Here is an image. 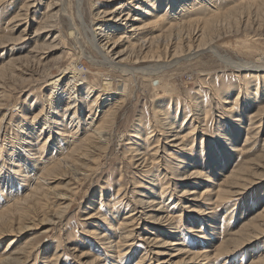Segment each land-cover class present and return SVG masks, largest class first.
Instances as JSON below:
<instances>
[{"label": "rangeland", "instance_id": "374dc122", "mask_svg": "<svg viewBox=\"0 0 264 264\" xmlns=\"http://www.w3.org/2000/svg\"><path fill=\"white\" fill-rule=\"evenodd\" d=\"M83 1V13L99 46L106 45L105 51L115 63L142 68L171 61V66L152 77L150 73L133 76L99 64L102 60L88 36L70 29L69 16L76 15L77 0H0V215L6 206L26 197L38 181L49 186L58 198L73 197L66 201L53 195L42 200L24 223L17 222L15 213H11V218L1 217L0 231L5 233L0 237V260L20 255V264H55L51 261L56 258L53 254H57L61 257L57 264H79V256L86 250L91 256L106 258V264H137L144 255L148 256L146 264H158L157 260L177 261L179 256L156 255L166 249L171 255L177 254L175 248L160 249L161 244L157 243L166 238L172 245L181 237V247L194 254L232 251L218 257L215 264H256L264 257V235L259 234L237 249L236 244L254 233L246 226L264 221V112L260 113L264 111V73L240 71L229 61L259 64L264 60V0H135L129 5V20L117 22L123 31H130L136 16L144 22L157 21L164 14L168 18L154 30L132 36L130 41L125 37L119 40L123 31L107 28L111 25L107 14L123 0ZM143 8L152 15L143 14ZM50 13L55 15L54 24L40 30ZM24 31L33 35L16 40ZM175 59L179 61L174 63ZM73 66L95 91L90 95L81 91L80 85L76 98L70 99L64 93L60 100L59 94L68 90L66 80L55 89L52 82ZM104 78L112 83L111 91L102 87ZM122 82L127 83L129 91L120 98L117 93ZM98 93L101 97L93 103ZM51 94L53 107L50 105L49 110L46 100ZM253 99L259 100L255 103ZM158 104L163 105V113L175 128L174 133L165 132L167 140V126L162 127L166 121L157 122L155 116ZM44 106L48 109L46 115L34 120ZM111 108L116 119L114 126L106 129L107 135L104 133L105 138H110L107 144L88 149L84 143L88 156L80 152L54 168L76 143L95 131L105 118V111ZM75 112L77 118L72 123ZM191 122L196 123L197 131L187 139V152L177 145L174 136L177 131L181 136L187 135ZM229 133L232 146L225 140ZM78 136L74 144L72 141ZM159 139V156L151 167L149 162H153L155 151L152 148L158 146ZM136 149L143 152V159L145 156L149 160L147 164L137 160L140 157L133 159ZM257 165L263 168L257 169ZM196 166L206 176L212 175L213 182L207 181V177H195ZM48 168H52L51 172L44 176ZM176 169L180 177L172 175ZM155 175H159V181ZM164 183L169 194L161 200ZM235 183L246 186L239 190ZM120 188L122 194L118 193ZM207 189L212 191V202L219 191L238 193L223 203L207 205L201 197ZM117 196L119 214L114 219L108 203ZM150 198L156 199L150 207L137 204L139 199ZM161 202L167 205L166 214L175 218L176 229L167 218L164 222L148 219L150 215L158 220L163 216L154 211L162 207ZM66 206L70 207L63 218L54 219V213ZM128 216L136 218L128 228L134 231L131 241L135 245L125 260L113 263L115 250L108 252L98 237L87 230L108 229L112 240L118 242L127 232L118 229L119 223ZM106 218L109 226L117 229L115 236L107 228ZM42 219L47 223L43 224ZM200 231L205 238H201ZM156 237L158 241L154 243ZM204 262L200 258L195 263L181 264ZM98 263L104 262L93 264Z\"/></svg>", "mask_w": 264, "mask_h": 264}, {"label": "bare ground", "instance_id": "6f19581e", "mask_svg": "<svg viewBox=\"0 0 264 264\" xmlns=\"http://www.w3.org/2000/svg\"><path fill=\"white\" fill-rule=\"evenodd\" d=\"M36 1V0H35ZM78 1V3H77V13H76V15L74 16V15H71V16H69V19H70V21H71V28L70 29H72L73 28V30L74 31H77V32H79L80 31V33H82V32H84L85 33V35H87L88 37V41L90 42V44L92 45V47H94L93 49H95V51L97 52V54H98V57H99V59H101L102 61L100 62L99 61V64L100 63H102V64H105V65H109L110 67H111V69H113L114 71L115 70H119V71H121V73L122 72H125V73H128L129 75H133V74H135V73H142L143 74V76L145 75V74H147V73H150V75L153 77L154 75L155 76H157V74L158 73H160L161 74V71H163V70H166L167 68H169L170 66H171V61H170V64H168V63H160V64H150V65H146V67H135V66H132V67H127V65H124L123 63H121V62H116L115 63V61H113L112 59H110L109 57V55H108V53L105 51V46L106 45H103V48H102V46L100 47L99 46V44H98V41H97V35H96V33H94L93 32V30H91V26H89V23H88V21H87V19H86V17H85V15H84V1L83 0H77ZM124 2H122V3H120V5L115 9V11H112V12H110V13H108L107 15H109L110 16V18H109V20H110V22H111V25L110 26H108L107 28H110V29H108V30H111L112 32H117L118 30H120V31H123L122 29H120L119 28V24L117 23L118 21H121V20H123L124 19V22L125 21H128L129 20V16H130V11H131V9H130V7H129V5L130 4H132L133 2L135 3V0H123ZM130 1V2H129ZM149 1V0H148ZM51 2V1H50ZM129 2V3H128ZM147 2V1H146ZM52 3V2H51ZM50 3V4H51ZM54 3V2H53ZM63 3H65V1H63ZM76 3V2H75ZM126 3H128V4H126ZM58 4V3H57ZM54 5L55 4H53V5H51V6H49L50 7V9H52L53 7H54ZM70 6V5H69ZM171 6V5H170ZM169 6V7H170ZM29 6L27 5V7H26V9L28 8ZM75 8V7H74ZM140 8V7H139ZM172 8V7H171ZM48 10H50L49 8H47ZM65 9V8H64ZM182 10V9H181ZM142 11H144L143 12V14H146V15H152V14H149V11L146 9V8H143V10ZM49 13V12H48ZM56 13H58V12H56ZM183 13V12H182ZM51 14V13H50ZM60 14V13H59ZM68 14V13H67ZM69 14H71V11H70V13ZM54 15V13L53 14H51V17L48 19V20H45L44 21V23H43V25H42V27L40 28V30L42 29V28H51V26L54 24V20H55V15ZM62 15V14H61ZM63 15L65 16L66 14H65V10H63ZM18 16L19 17H21L22 15L21 14H18ZM167 16L164 14V15H162L161 16V18H159L157 21H146V22H144L142 19H140L139 18V16H136L132 21H131V23H130V21H129V23H130V26H129V28H130V31L129 32H127V31H123V33H122V35L119 37V40L122 38V37H125V39L127 40V41H130V39L132 38V36H136V37H139V35L141 34V33H143V32H145V30H154L156 27H159V26H161L162 24H160L161 22H163V21H166L167 20ZM178 18V17H177ZM59 19V18H58ZM21 20V19H20ZM177 20V19H176ZM60 21V20H59ZM62 22V21H61ZM144 22V23H143ZM50 23H53L52 25H50ZM206 23H207V21H206ZM68 25V24H67ZM17 26V25H16ZM55 26V25H54ZM175 26V24L173 25V26H171L170 27V29H173V27ZM180 27V26H179ZM25 31H26V29H25ZM23 32L22 34H21V36L18 38V39H16V40H23L24 38H28V37H30V32ZM150 31V32H151ZM38 33L39 32H37V35H38ZM72 33V32H71ZM74 33V32H73ZM78 34V33H77ZM31 35H33V34H31ZM35 35V34H34ZM78 36H80V35H78ZM77 36V37H78ZM73 37V36H72ZM106 38H109V36H107ZM75 39H77V38H75ZM79 40V39H78ZM112 40V39H111ZM85 41H86V39H85ZM117 41V40H116ZM115 42V41H114ZM112 43V44H114V45H116L115 43ZM22 43V42H21ZM77 43V42H76ZM87 43V42H86ZM88 44V43H87ZM102 45V44H101ZM80 46H82V45H80ZM91 47V46H90ZM115 47V46H114ZM213 50V49H212ZM94 51V52H95ZM215 55H217L218 56V54L214 51L213 52ZM84 54V53H83ZM96 54V53H95ZM86 55V54H85ZM89 55V54H88ZM87 55V56H88ZM86 56V57H87ZM90 59L92 58L91 56L89 57ZM92 61L96 64V62L97 61H95L93 58H92ZM177 61H179V60H174V63H176ZM261 61V60H260ZM260 61H258V62H260ZM226 62V61H225ZM173 63V62H172ZM173 63V64H174ZM229 63L231 64V66L232 67H235L236 69H238V70H240V71H242V70H253V71H255L256 73H264V60H262L259 64H257V63H255V62H239V63H234V62H231V61H229ZM96 65H98V64H96ZM6 68V67H5ZM8 68V67H7ZM252 71V72H253ZM23 74V73H22ZM128 75V76H129ZM2 76H3V74H2ZM134 76V75H133ZM146 76V75H145ZM81 74H79V71L77 70V67L76 66H73V67H71V68H69V69H65V70H63L62 72H61V74H60V76L58 77V79L57 80H55V82H52V85H53V89H55V86H58V85H60L61 83H63L65 80H66V84H65V87H67V89L68 90H65V91H62L60 94L57 92V93H55L56 95H58L59 94V96H58V99L60 98V100L64 97L63 96V94L64 93H68V95H69V98L71 99V98H76V96H78V95H76V93H77V87L78 86H80L81 85V91H83V90H85L87 93H89L90 95L95 91V89H92L90 86H87L86 85V82L84 81V80H82L81 79ZM105 79V78H104ZM105 81V83H103V88H104V90H107V92L108 91H111V82L109 81V80H107V79H105L104 80ZM81 83V84H80ZM158 83V82H157ZM52 89V90H53ZM120 90V92L119 93H117L118 91ZM54 92H55V90H53ZM60 91V90H59ZM118 91L116 92L117 93V95L120 97V98H122V97H124V95H126V94H128V91H129V88L127 87V83H124V82H122V84L118 87ZM97 92H99V90L97 91ZM106 92V91H105ZM53 93V92H52ZM117 95H115V96H117ZM96 98L93 100V103H97V100L99 99V97H101L100 96V93H98V95H96L95 96ZM237 97H239V95L237 96ZM237 97H236V99H237ZM51 100H53V94H51V95H49L48 96V100H46V103L48 104V106H49V110H51L50 108L51 107H53V104H52V102H50ZM114 100H116V99H114ZM258 100L259 99H253V101H255V103H257L258 102ZM74 102L76 101L75 99L73 100ZM73 102V103H74ZM115 103V102H114ZM47 104H45V105H47ZM50 105H52L51 107H50ZM159 105V104H158ZM156 106L157 107V110L155 111V116H156V118H157V122H165L166 121V123L165 124H163V126L162 127H164V126H167L166 127V129L165 130H168V131H164V134H165V140H167L168 138L166 137V135H167V133H165V132H173L174 133V127H173V124H171L170 122H169V120H168V116L165 114V113H163L164 112V108H163V105L161 104V105H159V106ZM173 105V104H172ZM233 105H236V103H233ZM75 106H77V105H75ZM70 107V106H69ZM160 107H161V109H160ZM201 107V106H200ZM234 107V106H233ZM232 107V109H231V111L234 109ZM170 108H171V106H170ZM68 109V108H67ZM48 109H46V107L44 106V108H43V110H41L40 112H39V114H37L33 119L34 120H37V118H40V116H41V118H42V116H44V115H46L45 114V111H47ZM70 110V109H69ZM66 111V110H65ZM77 111V110H76ZM198 112V111H197ZM264 111L262 110L260 113H263ZM115 110L113 109V108H111V109H109V110H107V111H105V113H104V119H103V121H102V123L100 124V125H96L97 126V128L95 129V131L91 134V133H89V136L87 137H85L82 141L83 142H80L78 145H76L77 143L75 142L76 141V139H78L79 138V136L78 137H76L75 139H73V143L75 144V146H74V148L73 149H71L70 151H68V153H66V155L65 156H63L57 163H55V167L54 168H56V167H61L62 165H63V162H64V164H66V161L67 160H69V159H71V158H73V157H75V155H79V153L81 152L82 153V155H84V156H88V151H86L87 153H85V149L87 148V147H85L84 148V143L86 144V146H88V149H90L91 147L92 148H95V147H97V145L98 144H107V142L110 140V138H105V136H104V133H105V131H106V129H107V131L110 129V127H113L114 125V122H115V119H116V117H115ZM76 112L74 113V115L73 116H71L72 117V123L74 122V120L77 118L76 117ZM235 114V113H234ZM200 117V116H199ZM206 117H208V116H206ZM198 118V117H197ZM48 119V118H47ZM2 120V119H1ZM44 120V119H43ZM200 120V119H199ZM206 119L204 118L202 121H205ZM3 121V120H2ZM49 121V120H48ZM173 121V120H172ZM43 122V121H42ZM162 122V123H163ZM46 123H47V120H46ZM201 122L199 121V124H200ZM58 124V123H57ZM60 124V123H59ZM92 124H94L92 121H91V124H90V126H92ZM191 124H192V127L190 128V132L187 134V135H185V136H181L178 132L179 131H177L176 133V135L174 136L175 137V140H176V142L178 141V143H177V145H179V146H181V147H183L185 150L184 151H187V152H189V150L187 149V148H189V146H190V143L188 142V138H190V136L193 134H195V132L197 131V129H196V127H194L195 126V124L193 123V122H191ZM252 124V123H251ZM254 124V123H253ZM71 125V124H70ZM107 125H110V126H107ZM239 124H237V126H238ZM73 126V125H72ZM107 126V127H106ZM177 126V125H176ZM45 128H48V126H46V124H45V126H44ZM43 127V128H44ZM109 127V128H108ZM78 130H79V127H77V132H78ZM89 130V132H90V128L88 129ZM93 130H91V132H92ZM111 131V130H110ZM21 132L22 133H24L23 132V130H21ZM88 132V131H87ZM98 132V133H97ZM109 133V132H108ZM64 134V133H63ZM88 134V133H87ZM99 135L98 137H96V135ZM106 134V133H105ZM66 134H64L63 136H65ZM107 135V134H106ZM226 136V138H225V140L226 141H228V143H229V145H231L232 146V143H231V141H230V133L229 134H225ZM85 136V135H84ZM95 137V138H94ZM97 138V139H96ZM139 138V137H138ZM19 139V138H18ZM112 139V138H111ZM249 139V138H248ZM46 140V139H45ZM48 140V139H47ZM201 141H203V140H201ZM109 143H111V142H109ZM160 139H159V142H158V146H156V147H154V148H152L153 150H155L154 151V153H153V157L154 158H152V160H153V162L152 161H150L149 162V160L147 161L146 160V158H145V156H144V159H143V152L141 151V150H139V149H136V150H134V157H133V159L134 158H136V157H140L139 159L137 158V160H143V164H147L148 162L150 163V165H151V167H152V165H153V163L156 161V158H157V156H159V146H160ZM27 144H29L28 142H27ZM70 144V143H69ZM129 145H131V143L129 142L128 143ZM110 145V144H109ZM176 145V144H175ZM25 146H27V145H25ZM46 146V145H45ZM45 146L43 145L42 146V148L44 149L45 148ZM107 147H108V145H106ZM15 147V146H14ZM90 147V148H89ZM102 147V146H101ZM238 147V146H237ZM69 148V147H68ZM182 148V149H183ZM98 149V148H97ZM101 149V148H100ZM103 149V148H102ZM151 149V150H152ZM202 149H203V147H202ZM237 149V148H236ZM239 150V149H238ZM104 152V151H103ZM94 153V152H93ZM98 154V153H97ZM81 156V155H80ZM84 158V157H83ZM62 161V162H61ZM181 162V161H180ZM91 163V162H90ZM24 164V163H23ZM25 164H27V163H25ZM71 164V163H70ZM66 166V165H65ZM141 166V165H140ZM193 166H195V164H193ZM64 167V166H63ZM70 167V166H69ZM188 168H189V166H187ZM257 169H262L263 168V166L262 165H257V167H256ZM38 169V168H37ZM51 169L52 168H48V169H45L44 170V172H43V175L45 176L46 175V173L47 172H51ZM86 169H88V168H86ZM185 169L186 168H183V171L185 172ZM208 168H206V170H207ZM75 170H77V169H75ZM199 170L200 169H198L197 168V166H196V168H195V170H194V172H193V174L195 175V177H198V178H200V177H207L206 179H207V181H209V182H213L212 181V179H211V176L209 175V176H206L205 175V173H201V172H199ZM264 170V169H263ZM21 171V170H20ZM36 171V170H35ZM42 171V170H41ZM54 171V170H53ZM80 171V170H79ZM178 169H176V170H173L172 171V175H175V177H180V175L178 174ZM22 172V171H21ZM76 172V171H75ZM262 172V171H261ZM20 173V172H19ZM186 173V172H185ZM184 173V174H185ZM50 174V173H49ZM73 174H74V172H73ZM258 174V173H257ZM78 175V174H77ZM82 175V174H81ZM187 175V174H186ZM185 175V176H186ZM262 175V174H261ZM260 175V176H261ZM76 176V175H75ZM41 177H43V176H41ZM155 177H156V179L158 180L159 179V175H155ZM235 177H237V176H235ZM43 178H45V177H43ZM239 178V181H241V179H240V177H238ZM76 179V178H75ZM74 179V180H75ZM246 180V179H245ZM76 181V180H75ZM159 181V180H158ZM246 181H248V180H246ZM245 181V182H246ZM243 182H244V179H243ZM43 184V183H42ZM39 181H38V184H36V187H34L32 190H30L29 191V194H27L26 195V197H24L23 199H21V200H19L18 202H16L15 204H13V206H9V207H7L6 206V208L3 210V212L1 213V215H0V218L2 217V219H4V217H10V215H11V213H15L14 215L15 216H18V219H17V222H20V223H24V221H28V217H30L32 214H33V208H36L37 206H40V203H41V201L42 200H45V199H48V198H51L53 195V197H57V196H55V193L56 192H54V191H52L50 188H49V186H47V187H45L44 185H42ZM234 186L235 187H240V184L239 183H235L234 184ZM244 186H246V184H242L241 185V187L239 188V190L241 189V188H243ZM162 195L160 196L161 197V200L164 198L163 196L165 195V197L166 196H168V186L164 183L163 184V187H162ZM119 191H118V193H120L121 192V194L123 193V188H120V189H118ZM208 190V189H207ZM212 191L210 192V190H208V191H205L203 194H201V197L202 196H204L203 198V200L205 201V202H207L206 204L207 205H212V203H214V202H216L217 204L218 203H223V201L225 200H228L229 198H231L232 196L234 197V195H236L237 193H238V190H237V192H234V191H229V193L228 192H226V191H219V192H217V194H216V200L214 201V202H212V200H213V198H212ZM57 194V193H56ZM66 194V193H65ZM70 197H72V195H60V198L61 199H65L66 201H69V199H70ZM170 197H172V195L170 196ZM58 198V197H57ZM60 198H58V199H60ZM73 198V197H72ZM71 198V199H72ZM116 199H114L113 201H111L110 203H108L109 205H110V209H111V212H112V217L114 218V219H116L117 217H116V215L117 214H119V212L116 210L117 209V207H118V199L120 198H118V196L117 197H115ZM157 200H159L160 201V199H158L157 198ZM154 201H156V199H154V198H150V199H148V200H144V199H139L138 200V202H137V204H139V206H141V205H143V206H146V205H150V204H152ZM160 204H162V202L160 203ZM69 205V204H68ZM153 205V204H152ZM206 205V206H207ZM214 205V204H213ZM151 206V205H150ZM149 206V207H150ZM166 204H162V209L161 208H159V209H157V210H154V211H156V212H158V213H162V217H160L159 218V220L158 219H156L157 217L156 216H154V215H150V217H148V219H151V221H161V222H164V220L167 218V220L166 221H168L169 222V224L170 225H175L176 224V221H175V218H173V217H171V216H169V215H167L166 214V212H167V208H166ZM69 207L70 206H66V207H62V208H60L57 212H55L54 213V219H57L58 217H62L65 213H67V211H68V209H69ZM137 209V208H136ZM208 209H210V208H208ZM207 209V210H208ZM115 210L117 211V212H115ZM33 211V212H32ZM39 211V210H38ZM206 211V210H205ZM204 210H202L201 212H205ZM135 212V211H134ZM53 214V213H52ZM144 214V213H143ZM164 214H165V216H164ZM144 215H146V214H144ZM134 216V215H133ZM212 216V215H211ZM210 216V217H211ZM213 217V216H212ZM11 218V217H10ZM52 218V219H53ZM63 218V217H62ZM53 219V220H54ZM264 219V218H263ZM5 220H6V218H5ZM105 221H106V224H107V228H109V229H111V231L113 232V234H114V236L116 235L115 233H116V231H117V229H114V227H112V225L111 226H109L110 225V223H109V220L106 218V219H104ZM7 221V220H6ZM45 220H43L42 219V222H43V224L44 223H47V222H44ZM50 221V220H49ZM57 222H58V220H56ZM5 222V221H4ZM136 222V218L134 219V217H132V216H128V217H125V218H123L122 220H121V222L119 223V228L118 229H126V236L125 237H121V239L118 241V242H116V241H113L112 240V238H113V236H110L108 233H107V231H108V229H107V231H104V232H99V231H96V230H87V232H89L90 234H91V236L92 235H94L95 237H98V241L99 242H102V245L105 247V249L108 251V252H114V250H115V254H117V256H114L115 254H112V260H113V263L115 262V263H119L122 259H124L125 260V258L128 256V255H130L131 253H132V247L135 245L132 241H131V239H133L134 238V231L132 230V229H128L130 226H133L134 225V223ZM211 223H213L214 224V221L211 219V221H210ZM51 223V222H50ZM53 224H54V222H53ZM212 224V225H213ZM215 225V224H214ZM213 225V226H214ZM93 227H97V225H93ZM3 228V227H2ZM26 228V227H25ZM177 228V225H175V229ZM245 229L246 230H254V233L247 239V240H243V241H237L238 242V244H236L237 246H236V249L239 247V246H241V245H244V244H247L249 241H251V240H253L255 237H257L259 234H261V235H264V221H263V223H256V224H253L252 226H250V225H248V226H246L245 227ZM244 229V230H245ZM192 231V230H191ZM195 231V230H194ZM193 231V232H194ZM10 232V231H9ZM4 233H5V231L3 232V231H0V237L1 236H3L4 235ZM203 232L202 231H200V233L199 234H201L200 236H201V238H205V236L202 234ZM169 234V233H168ZM102 235V236H101ZM170 235V234H169ZM158 238L156 237L155 239H154V243H157V240ZM131 241V243H128V242H130ZM178 243H173L172 245H171V243H170V240H168V239H162V240H160L159 241V243H157V244H161L160 246H158L160 249H166V248H175V251L177 252V254L176 255H171L172 254V252L171 251H168V249H166V250H159V251H157V254L156 255H158V256H160V255H162V256H166L167 255V253H170V256H177V258H178V256H179V258L177 259V261H172L171 260V262L170 261H167V260H157V262H160V263H158V264H181V263H195V261L196 260H198V259H202V261H205L203 264H215V260L218 258V257H220L222 254H224V253H229V254H231L232 253V251H229V250H222V249H219L218 251H217V253H215V254H213L212 252H206V253H192L191 251H188V250H186L185 249V247H181V245L183 244V238H181L180 237V239H178ZM124 249H127L125 252H123L122 253V251L124 250ZM23 254H24V252H23ZM26 254V253H25ZM24 254V255H25ZM54 255V257H56V258H53V261H51V262H55V264H57L59 261H60V256L59 255H57V254H53ZM183 256H185V257H183ZM22 257L23 256H20V255H11V256H9V257H6L5 259H3V260H0V264H20V263H22L23 262V260H22ZM147 257L148 256H143V257H140L138 260H137V264H146L145 263V261L147 260ZM51 258V257H50ZM79 258H80V260L78 259V263L79 264H93L94 262L96 263V262H98V261H100V260H103V262L104 263H98V264H106L107 262H106V258H104V259H101L99 256H97V255H93V256H91L90 255V253H88V251H86V250H83L82 251V253H81V255L79 256ZM256 263V262H255ZM256 264H264V257H262V258H260V260L256 263Z\"/></svg>", "mask_w": 264, "mask_h": 264}]
</instances>
